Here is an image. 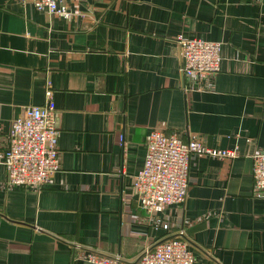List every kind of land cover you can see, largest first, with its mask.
Instances as JSON below:
<instances>
[{"label": "crops", "instance_id": "1", "mask_svg": "<svg viewBox=\"0 0 264 264\" xmlns=\"http://www.w3.org/2000/svg\"><path fill=\"white\" fill-rule=\"evenodd\" d=\"M63 3L69 17L0 0V264H93L88 252L133 261L173 237L195 264H264L251 158L264 151V0ZM178 35L221 42L202 90H185ZM49 99L60 168L39 190L9 186L12 122ZM154 128L239 154L192 155L184 201L148 218L132 181Z\"/></svg>", "mask_w": 264, "mask_h": 264}, {"label": "built area", "instance_id": "2", "mask_svg": "<svg viewBox=\"0 0 264 264\" xmlns=\"http://www.w3.org/2000/svg\"><path fill=\"white\" fill-rule=\"evenodd\" d=\"M17 1L31 3L39 10L61 16L71 15L64 0ZM176 40L180 47L181 72L189 83L185 90H202L220 70L221 42L182 35H178ZM52 93L49 81L46 95L50 98ZM59 116L55 103L49 99L46 105L28 107L23 116L12 122L7 134V148L2 154L7 185H25L39 190L51 182L60 168ZM145 146L143 165L133 177L132 189L138 207L146 212L148 218H153L169 205L184 201L192 155L233 159L239 154L237 147L209 148L198 139L186 141L156 128L146 134ZM251 158L253 190L264 197V151H254ZM162 226L167 228V224ZM83 258L93 264H195L187 241L177 237L157 243L133 261L95 252H88Z\"/></svg>", "mask_w": 264, "mask_h": 264}]
</instances>
